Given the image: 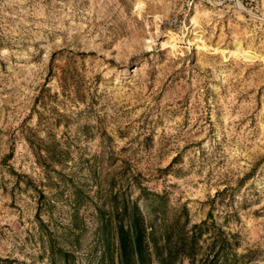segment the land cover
<instances>
[{
    "label": "rangeland",
    "instance_id": "374dc122",
    "mask_svg": "<svg viewBox=\"0 0 264 264\" xmlns=\"http://www.w3.org/2000/svg\"><path fill=\"white\" fill-rule=\"evenodd\" d=\"M135 209L264 264V0H0V264H118Z\"/></svg>",
    "mask_w": 264,
    "mask_h": 264
},
{
    "label": "trees",
    "instance_id": "16d2710c",
    "mask_svg": "<svg viewBox=\"0 0 264 264\" xmlns=\"http://www.w3.org/2000/svg\"><path fill=\"white\" fill-rule=\"evenodd\" d=\"M100 224V238L106 247L102 253L101 259L108 261L112 259L111 252L109 250L110 233L107 230L105 223L100 222ZM205 224V222H202L200 225H194L193 227L197 230V232H192L190 237H187L184 234V230L178 227L176 230L163 229L162 233L151 232L147 235L137 213V209H135L134 215L128 218L127 225L122 223L117 228L116 258L118 264H150V256L148 254L149 246L153 248V256L157 264H173L174 259L180 257L188 258L189 264H202V261L195 263L193 256L197 237L200 236V229L203 228ZM214 245L215 243L210 247V249H212ZM227 247L228 240L224 237H220L217 252L218 254L223 255L220 258L219 264H227L228 262V258L225 255ZM65 257V264H69L70 256L65 255ZM215 264L218 263L216 262Z\"/></svg>",
    "mask_w": 264,
    "mask_h": 264
}]
</instances>
